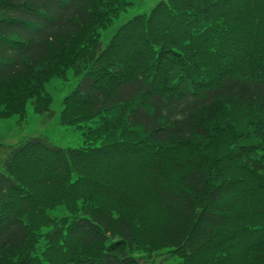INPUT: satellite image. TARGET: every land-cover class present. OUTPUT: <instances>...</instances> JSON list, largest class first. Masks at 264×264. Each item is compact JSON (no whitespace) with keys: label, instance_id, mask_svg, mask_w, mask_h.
Instances as JSON below:
<instances>
[{"label":"trees","instance_id":"obj_1","mask_svg":"<svg viewBox=\"0 0 264 264\" xmlns=\"http://www.w3.org/2000/svg\"><path fill=\"white\" fill-rule=\"evenodd\" d=\"M129 3L0 0V119L69 72L84 143H0V264H264V0H161L101 47Z\"/></svg>","mask_w":264,"mask_h":264},{"label":"rangeland","instance_id":"obj_2","mask_svg":"<svg viewBox=\"0 0 264 264\" xmlns=\"http://www.w3.org/2000/svg\"><path fill=\"white\" fill-rule=\"evenodd\" d=\"M130 3L125 11L119 12L111 23L101 30L100 45L105 47L112 35L123 23L138 14H147L149 10L161 0H128ZM77 80L68 72L66 79L51 78L44 84L45 93L51 98L50 113L36 114L30 105L25 108V116L22 122H16L15 117L0 119V143L5 146L31 137H42L52 145L59 148H78L84 146L82 140L83 129H76L73 126L60 125L58 115L61 110V100L76 86ZM84 127L93 128L96 126V118L81 124ZM83 127V128H84ZM97 143H95V146ZM1 157V154H0ZM54 213H52L53 215ZM138 264H179L177 259L161 261L155 257L151 261H139Z\"/></svg>","mask_w":264,"mask_h":264}]
</instances>
